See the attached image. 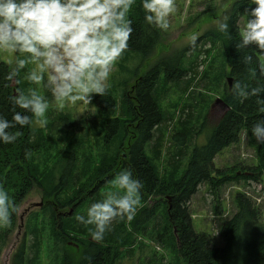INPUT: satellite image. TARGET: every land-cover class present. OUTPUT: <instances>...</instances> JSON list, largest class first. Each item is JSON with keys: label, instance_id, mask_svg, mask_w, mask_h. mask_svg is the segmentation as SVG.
Wrapping results in <instances>:
<instances>
[{"label": "trees", "instance_id": "obj_1", "mask_svg": "<svg viewBox=\"0 0 264 264\" xmlns=\"http://www.w3.org/2000/svg\"><path fill=\"white\" fill-rule=\"evenodd\" d=\"M139 4L140 0H135L126 16L132 22L133 32L129 37L128 47L123 52L127 55H139L140 60H144V66L154 59L163 31L145 24ZM252 6L254 5L250 0H234L227 17L229 32L224 34L216 29L209 30L202 37L211 44L219 43L218 49L224 58L226 76L231 78V85L235 81H240L242 85H247L248 89H256L257 93L241 99L234 96L232 87L229 88L228 84L224 83L221 95L226 108L215 121L208 125L207 114L204 113L198 124H192L194 119L192 112H187L183 114L185 118L176 120L173 124L175 132L171 134L170 141L177 147V152L190 147L186 166L177 179L162 178L158 174L156 165V161L160 158L161 137L164 130L165 132L167 130V126L161 127V125L172 117L170 113L160 108L157 87L160 75H163L166 83H176L185 77L190 71V66L194 65L191 60L184 61L185 53L197 41L178 52L156 59L144 74L134 76L133 84L121 99L122 115H117L116 97L108 89L105 96L95 95L94 98L99 112L104 117L98 127L92 128V136L96 139V143H102L108 149L107 155L100 160L102 165L98 167L95 179L104 174L108 167L115 169L118 166L121 170H129L134 178L141 181L142 187L138 195L142 199L153 195L162 201L163 210L152 208L139 210V214L132 222V228L143 229L145 225H141L159 212L161 216L159 226L163 235L169 240L176 264H264V221L261 219L260 206H257L260 202L254 200L248 193L235 192L233 197L235 211L224 219L219 227L218 235L221 239L219 245L213 244L209 234L196 232L193 229L191 211L188 207L190 199L201 184H208L216 194L226 183L249 180L259 182L264 176V143H258L251 131L259 120L264 119V103H260L264 101V76L260 75L258 68V64H261L260 56H264V52L253 46L245 50H236L234 46L239 40L238 21L243 17L247 19L248 10ZM244 55L252 57V61L247 65L242 62ZM14 66L0 60V116L5 119H11L14 111H22L10 102V98L20 90L18 82L14 81L12 85L15 77L8 78ZM253 72L256 74L253 75ZM184 107L191 108L192 104ZM66 118L59 117L47 126L50 138L59 137L62 130L58 129L59 125L62 127L63 123L67 122ZM62 119L65 121L60 123L59 120ZM127 121L131 124L132 133L124 142ZM9 131L18 133V136L11 144H0V188L12 192L15 204L19 203L33 187L41 189V199L53 201L54 198V202L50 200L51 204L42 205L40 209L53 219L56 236L66 243L64 234L67 225L62 222L63 218L61 223L57 222L55 206L59 208L67 206L72 203L74 197L79 201L82 197L81 192L87 189V186L77 185L83 170L80 172L78 168L76 169L73 144L68 146L64 159H61L57 180L45 185L41 182L35 166L31 164L34 155L43 147L38 129L17 126ZM203 135L205 140L199 143ZM242 136L246 144L252 148L256 164L254 166L238 164L236 169L227 171L217 169L214 165L215 156L225 148L237 145ZM199 137L200 140H197ZM154 139L152 147L150 143ZM173 161L172 173L179 168L177 159ZM76 185L78 189L74 192ZM102 186L103 184H98L94 190L86 191L89 198L87 205L102 198L98 193ZM62 192L63 196L60 197ZM78 204L81 205L79 202ZM116 221L117 223L111 225V231L105 234L102 241L98 243L91 239L85 241L73 258L65 250L63 263L120 264L113 247L121 234L123 236L125 234L120 227H123L126 219ZM82 226L78 228V233L85 232ZM36 232L37 230H29L24 234L11 257V264L34 263L40 244Z\"/></svg>", "mask_w": 264, "mask_h": 264}, {"label": "rangeland", "instance_id": "obj_2", "mask_svg": "<svg viewBox=\"0 0 264 264\" xmlns=\"http://www.w3.org/2000/svg\"><path fill=\"white\" fill-rule=\"evenodd\" d=\"M233 2L234 0H175L176 10L169 17V28L163 31L159 48L155 50L154 59L143 66L144 60H140L139 55H127L123 52L110 71L109 78L106 81V89L116 97L117 115H122V96L129 91L135 77L140 73L144 74L156 59L173 54L191 45L193 43L191 38L196 37L195 41L197 42L195 45L185 53L186 58L184 61L189 62L191 60L190 62L194 64L190 66V71L187 72L185 77L176 83H166L163 80V75H160L158 82L157 91L160 108L172 116L170 120L161 125V127L167 126L166 132L164 130L163 137H161L160 158L156 161L158 174L162 178L177 179L183 172L189 158L190 147L185 148L182 152H177V147L170 141L171 134L175 132L173 124L176 120L184 117L183 114L192 112L195 119L192 120V124H198L205 113L209 125L226 108L221 103L215 102L217 98L222 100L221 90L224 83L227 85L224 58L219 52V43L211 44L204 41L202 36L209 30H215L220 19L228 17ZM245 22L244 17L239 19L240 30ZM14 58V53L0 51V60L12 67L14 66ZM260 60L261 64H264L263 55L260 56ZM32 67L33 65L29 64L26 66V70H30ZM24 71L22 70L20 75L13 79L16 83L19 81L20 90L33 87L22 79ZM37 90L49 99V110L45 113L47 124L42 128L34 127L39 131L38 135L42 139L43 147L39 148L34 155L31 164L35 166L43 184L46 185V183L56 181L61 159L72 143L76 153V169L78 168L80 172L83 170L80 173L81 177L77 185L87 186V189L81 192L82 197L79 201L74 197L72 203L67 204V206L62 208L55 206L57 222L61 223L63 218L62 222L67 225L66 234H64L67 240L65 243L62 242L60 237L56 236L53 219L45 215L38 205L39 203L42 204V200V205L51 204L52 201V199L45 200L43 198L41 200L40 188L33 187L17 204L13 201L11 191L0 188V191L7 194L9 200V222L0 224V264H11L13 253L19 246L24 234L29 230H37L36 233L40 241L33 264H64L63 253L65 250L73 258L77 255L78 250L82 248L80 245L91 239L89 233L93 226H82L75 220V216L84 215L89 206L87 205L89 198L86 191L94 190L96 185L103 184L98 191L101 197L106 193L123 194V190L115 186V180L124 169L121 170L118 166L115 169L108 167L104 174L95 179L98 167L102 165L100 160L107 155L108 151L102 143H96V139L92 136V128L98 127L104 117L95 104V95L92 96L90 105L85 106L77 102L75 105H66L63 111H57L50 95L42 89ZM188 104H192V107H184ZM78 113L82 114L77 116ZM62 116L68 118H66L67 122H64L65 119L59 120L60 123L64 122L63 126L59 125L60 128H58L62 130H60L59 137L53 138V140L47 133V126ZM125 125L127 130L125 131L124 142L126 137L128 138L132 133L130 122L127 121ZM67 128L68 130H66ZM197 140H200V137ZM204 140L203 135V139L199 143H203ZM121 141H123V138H121ZM154 142L155 139L152 140L150 146L153 147ZM120 152L122 153L121 150ZM173 159H177L179 168L172 173L174 169ZM238 164L247 166L256 164L254 152L246 144L243 136L237 145L225 148L214 158V165L220 170L236 169L235 167ZM77 185L74 192H77ZM235 192L248 193L254 200L260 198V203H258L260 205L257 206H260L261 219L264 221V176L259 182L249 180L226 183L216 194L208 184L204 183L199 186V189L189 201L188 207L191 211L193 229L196 232L209 234L215 245L221 244L218 235L220 225L224 219L235 211L233 202ZM62 196L63 192L60 194V197ZM138 200L139 203L133 219L124 221L123 227H120L125 234L124 236L121 234L115 243V247H113L116 258L119 259L120 264H176L174 252L169 246V240L163 235L162 228L159 226L161 222L159 212L141 225H145L143 229L134 230L132 228V222L139 214V210L142 208L163 210L164 204L158 197L153 195L147 199H142L138 195ZM52 202H54V198ZM78 202L81 204L80 206ZM115 222L117 223V221H113L112 224H115ZM81 226L84 227V233H78V228ZM30 256H32V253Z\"/></svg>", "mask_w": 264, "mask_h": 264}, {"label": "clouds", "instance_id": "obj_3", "mask_svg": "<svg viewBox=\"0 0 264 264\" xmlns=\"http://www.w3.org/2000/svg\"><path fill=\"white\" fill-rule=\"evenodd\" d=\"M250 2L254 6L248 10L234 46L236 50L253 46L264 52V0ZM133 3L134 0H0V51L15 54V66L8 78L25 70L22 79L33 86L18 90L10 98L11 104L22 111H14L11 119L0 116V144L16 141L18 133L9 129L42 128L47 124L49 99L37 89L50 95L57 111L77 102L90 105L93 95L105 96L110 71L128 47L133 32L131 20L126 18ZM139 6L145 24L160 31L169 28V17L176 10L175 0H140ZM216 29L229 32L227 17L219 20ZM195 39L193 36L192 42ZM251 61L250 55L242 58L245 65ZM29 64L33 67L26 70ZM258 68L264 76V64H258ZM231 87L233 95L241 99L257 93L240 81ZM251 131L258 143H264V119ZM115 186L123 194L106 193L90 203L84 215L75 216L77 223L93 226L90 238L94 242L104 239L113 221H131L136 212L141 181L123 170ZM8 222V196L0 191V224Z\"/></svg>", "mask_w": 264, "mask_h": 264}, {"label": "water", "instance_id": "obj_4", "mask_svg": "<svg viewBox=\"0 0 264 264\" xmlns=\"http://www.w3.org/2000/svg\"><path fill=\"white\" fill-rule=\"evenodd\" d=\"M13 84H14V80H12V85H13ZM227 84H228V86H229V88H230V86H231V78H230V77L227 78ZM215 102H219V103H221L224 107H226L225 103H224L220 98H217V99L215 100ZM38 205H39V207H40V206H41V203H39Z\"/></svg>", "mask_w": 264, "mask_h": 264}, {"label": "built area", "instance_id": "obj_5", "mask_svg": "<svg viewBox=\"0 0 264 264\" xmlns=\"http://www.w3.org/2000/svg\"><path fill=\"white\" fill-rule=\"evenodd\" d=\"M255 200H256L257 202H260V198H256Z\"/></svg>", "mask_w": 264, "mask_h": 264}, {"label": "flooded vegetation", "instance_id": "obj_6", "mask_svg": "<svg viewBox=\"0 0 264 264\" xmlns=\"http://www.w3.org/2000/svg\"><path fill=\"white\" fill-rule=\"evenodd\" d=\"M42 200V199H41ZM41 206H42V204H41ZM59 218V217H58Z\"/></svg>", "mask_w": 264, "mask_h": 264}]
</instances>
